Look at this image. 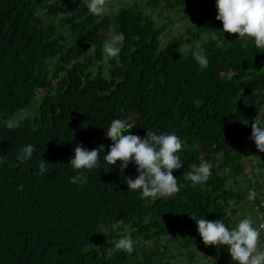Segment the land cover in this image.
Listing matches in <instances>:
<instances>
[{
	"label": "trees",
	"instance_id": "trees-1",
	"mask_svg": "<svg viewBox=\"0 0 264 264\" xmlns=\"http://www.w3.org/2000/svg\"><path fill=\"white\" fill-rule=\"evenodd\" d=\"M118 4L98 17L86 0H0V264H234L227 248L203 244L195 221L232 228L240 212L264 249V153L250 140L251 124L264 119V49L237 34L209 39L208 30L222 29L215 0ZM175 24L186 30L161 46ZM121 33L119 56L105 62L104 42ZM201 46L210 61L203 69L192 58ZM117 118L142 138H181L178 193L142 199L124 183L136 177L133 166L121 175L120 161H103L104 133ZM11 119L19 126L9 129ZM78 143L105 146L83 186L69 182ZM28 144L35 152L19 164ZM251 153L261 160L248 177ZM200 163L211 176L193 185L183 174ZM121 238L134 241L132 252L115 248Z\"/></svg>",
	"mask_w": 264,
	"mask_h": 264
},
{
	"label": "clouds",
	"instance_id": "clouds-1",
	"mask_svg": "<svg viewBox=\"0 0 264 264\" xmlns=\"http://www.w3.org/2000/svg\"><path fill=\"white\" fill-rule=\"evenodd\" d=\"M88 11L95 16H103L108 7L106 0H86ZM215 19L222 23L219 31L208 30V38L217 40V33L237 34V40H250L257 49H264V0H215ZM123 34L115 35L103 44L105 62L118 57L121 52L120 42ZM192 58L200 66L207 68L209 58L204 47L192 51ZM19 120L6 122L9 129L19 126ZM134 123L127 119H113L105 131V137L111 141L103 161L112 166L120 161L119 172L124 174L129 165L135 168V178L126 177L124 183L128 190L138 192L142 199L167 198L178 193L181 188L175 170L181 169L183 161L179 153L184 148L181 138L174 132L147 131L145 137L134 134L131 129ZM250 140L260 153H264V119L251 124ZM105 151L103 144L87 149L78 143L68 161L75 175L70 183L83 186L87 183V173L97 168L101 161V153ZM35 152V145L28 144L18 149L16 160L19 164L29 162ZM259 160L260 157L257 156ZM5 163L0 156V164ZM190 171L184 178L193 185H201L211 176L210 165L207 163L191 164ZM48 165L43 160L39 164V174L44 176ZM197 233L204 245L227 248L234 264H264V249L259 247L261 232L250 217H245L234 227L229 228L223 219L195 221ZM134 241L121 238L115 242V248L132 252Z\"/></svg>",
	"mask_w": 264,
	"mask_h": 264
},
{
	"label": "rangeland",
	"instance_id": "rangeland-1",
	"mask_svg": "<svg viewBox=\"0 0 264 264\" xmlns=\"http://www.w3.org/2000/svg\"><path fill=\"white\" fill-rule=\"evenodd\" d=\"M121 1H124V0H121ZM118 2H119V0H106L108 11L104 15L109 16L114 9H117L119 6ZM175 19H179V16L178 17L176 16ZM192 24H194L193 19H190L186 22V25L191 26ZM185 30H186V26L181 27V24H175L173 28H168L167 33L165 34V36L162 39L161 46L166 47L172 37H174L175 35L183 32ZM108 141H110V140H108ZM245 165H246V172L248 174V177H251L252 167H253V165H257L256 155L252 154V153L249 154L248 162ZM261 172L264 173V170H261ZM258 181L260 183H262L263 180L259 179ZM253 182L257 183L254 179H253ZM261 192L264 194V188L261 189ZM248 199H253V194L249 195ZM243 215L244 214L242 212H240L237 215V218L235 220L240 221L243 218ZM262 246L264 247V244Z\"/></svg>",
	"mask_w": 264,
	"mask_h": 264
},
{
	"label": "bare ground",
	"instance_id": "bare-ground-1",
	"mask_svg": "<svg viewBox=\"0 0 264 264\" xmlns=\"http://www.w3.org/2000/svg\"><path fill=\"white\" fill-rule=\"evenodd\" d=\"M13 187H14V185H12ZM35 193H37V192H35ZM27 195V194H26ZM34 195V194H33ZM38 195V194H37ZM35 197V196H34ZM99 200V199H98ZM38 202V201H37ZM96 202V201H95ZM32 203V202H31ZM35 203V202H34ZM104 205V204H103ZM99 207H101V206H98V208ZM108 207V206H107ZM102 208V207H101ZM74 209V208H73ZM88 209V208H87ZM96 209V208H95ZM80 210V209H79ZM89 210H91L90 208H89ZM72 211V210H71ZM76 211V210H75ZM94 211V210H93ZM98 211H99V209H98ZM82 212V211H81ZM85 212V211H84ZM90 212H92V211H90ZM102 212V211H101ZM106 212H107V210H106ZM30 213H31V210H30ZM79 213V212H78ZM100 213V212H99ZM73 214V213H72ZM98 214V213H97ZM74 215H75V213H74ZM84 215V214H83ZM100 215V214H99ZM105 215V214H104ZM79 216V215H78ZM82 217V216H81ZM85 217H86V215H85ZM74 218V217H73ZM83 218V217H82ZM87 218V217H86ZM86 218L85 219H83V221L84 220H86ZM98 218H99V216H98ZM104 218V217H103ZM107 219V218H106ZM110 220V219H109ZM75 221V220H74ZM98 221V220H97ZM100 221H101V219H100ZM103 221H105V219L103 220ZM102 221V222H103ZM77 222V221H76ZM99 222V221H98ZM104 224H106L107 225V223L105 222ZM103 224V225H104ZM108 227V226H107ZM100 229V228H99ZM76 230V229H75ZM94 231H95V229H94ZM96 232H99V231H96ZM79 233V232H78ZM75 234H76V232H75ZM100 234V233H99ZM81 235V234H80ZM123 237V236H122ZM125 237V236H124ZM82 238V237H81ZM75 239V238H74ZM81 240V239H80ZM79 243V242H78ZM81 243H82V240H81ZM64 251V250H63ZM112 253V252H111ZM91 256V255H90ZM104 257V256H103ZM88 258H89V256H88ZM102 259V258H101ZM107 259V258H106ZM91 260V259H90ZM88 261H89V259H88ZM93 262V261H92ZM78 263V262H77ZM101 263V262H100ZM89 264V263H88ZM92 264V263H91ZM95 264V263H94Z\"/></svg>",
	"mask_w": 264,
	"mask_h": 264
},
{
	"label": "built area",
	"instance_id": "built-area-1",
	"mask_svg": "<svg viewBox=\"0 0 264 264\" xmlns=\"http://www.w3.org/2000/svg\"><path fill=\"white\" fill-rule=\"evenodd\" d=\"M262 227H264V223H263Z\"/></svg>",
	"mask_w": 264,
	"mask_h": 264
}]
</instances>
